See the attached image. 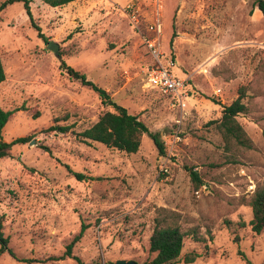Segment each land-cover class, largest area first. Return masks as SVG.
<instances>
[{"label":"rangeland","instance_id":"rangeland-1","mask_svg":"<svg viewBox=\"0 0 264 264\" xmlns=\"http://www.w3.org/2000/svg\"><path fill=\"white\" fill-rule=\"evenodd\" d=\"M161 1L162 49L188 78L184 111L147 87L151 60L120 10L137 2L146 14L153 0H86L83 13L31 0V17L22 2L0 10V109L12 112L0 141L30 138L0 160V217L15 256L34 260L2 253L0 264H144L160 209L188 234L174 264L188 254L198 255L189 264H264V230L252 233L246 204L249 180L264 178V14L256 0ZM62 63L137 115L165 155L148 135L135 154L84 143L78 134L113 110ZM239 94L247 111L236 121L251 149L227 148L214 123ZM190 169L210 186L199 198Z\"/></svg>","mask_w":264,"mask_h":264},{"label":"trees","instance_id":"trees-1","mask_svg":"<svg viewBox=\"0 0 264 264\" xmlns=\"http://www.w3.org/2000/svg\"><path fill=\"white\" fill-rule=\"evenodd\" d=\"M39 1L52 8H61L77 0ZM13 2H22L26 14L31 17V0H6L0 6V10L4 9L7 5ZM255 8L264 14V0H256ZM34 27L37 28L35 25ZM174 38L175 32L173 31L171 34L170 44H172ZM61 67L65 70L70 79L78 81L84 87L90 88L97 94L103 104L109 106L113 110L102 114L94 124L78 134L84 143H98L109 149H114L126 154H135L140 148L143 135H148L153 141L158 153L160 155H165V147L160 140L159 135L150 133L147 126L137 115L130 114L124 107L113 102L109 94L104 89L89 81L84 74H81L70 67H66L64 63L61 64ZM4 80L5 72L0 61V83ZM242 95L243 94H239V96L231 104L223 106L220 120L214 122L219 134L221 135L224 145L227 146V148L234 146L243 149L252 148L251 141L236 121V117L239 114H244L247 111L245 104L242 102ZM11 115L12 112L0 109V132L8 122ZM48 130H60L62 132H66L69 128L51 126ZM29 139V137H19L11 142L0 141V160L10 154L13 146L25 144L29 141ZM74 176L78 180L84 179V176L80 174L74 173ZM189 176L195 189L203 183L200 174L193 169L189 170ZM246 204L251 208L252 212V218L249 221L250 229L252 233L258 235L264 230V178L255 187L254 192L246 201ZM153 222L154 227L149 238V252L154 254V257L149 262L144 264L176 263L181 255L183 243L188 234L182 231L179 225V219L173 212L160 209L158 210L157 216L154 218ZM240 227H244V224H241ZM83 229L84 227L81 228L80 232L67 246L65 253L66 256L71 255L73 246L81 237ZM193 238H195L196 241H199V238L195 233L193 234ZM236 240L237 238H235V241ZM2 253H8L9 256L17 261H34L16 257L13 251L8 247V239L4 237L3 233V219L0 217V254ZM197 257V254H188L185 256L184 262L187 264L192 263ZM75 259L78 264H82L79 258Z\"/></svg>","mask_w":264,"mask_h":264},{"label":"built area","instance_id":"built-area-1","mask_svg":"<svg viewBox=\"0 0 264 264\" xmlns=\"http://www.w3.org/2000/svg\"><path fill=\"white\" fill-rule=\"evenodd\" d=\"M162 1L153 0L152 9L146 14L142 6L137 2H129L120 10L128 19L145 46L151 63L144 70V78L148 88L159 92L168 99L172 109L184 111L185 99L188 97V78L178 77L173 73L176 62L168 57L162 49ZM217 90L216 93H219ZM248 192L255 190L254 183L249 180ZM209 185L203 182L194 190V195L199 198L209 192Z\"/></svg>","mask_w":264,"mask_h":264},{"label":"crops","instance_id":"crops-1","mask_svg":"<svg viewBox=\"0 0 264 264\" xmlns=\"http://www.w3.org/2000/svg\"><path fill=\"white\" fill-rule=\"evenodd\" d=\"M86 0H77L74 2H71L67 4L66 6L62 7L63 9H70V10H78L79 13H83L84 11L87 10L85 4Z\"/></svg>","mask_w":264,"mask_h":264},{"label":"water","instance_id":"water-1","mask_svg":"<svg viewBox=\"0 0 264 264\" xmlns=\"http://www.w3.org/2000/svg\"><path fill=\"white\" fill-rule=\"evenodd\" d=\"M47 49L50 50L52 53L58 55L59 47H58V45L55 44L54 42H49V43H48V47H47ZM30 143L33 144L32 141H31ZM115 264H137V263L134 262V261H124V260H119V261L115 262Z\"/></svg>","mask_w":264,"mask_h":264}]
</instances>
